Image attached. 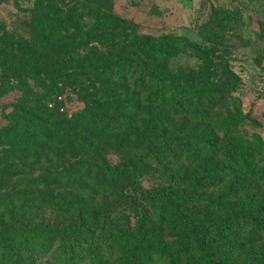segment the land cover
<instances>
[{"label": "trees", "instance_id": "1", "mask_svg": "<svg viewBox=\"0 0 264 264\" xmlns=\"http://www.w3.org/2000/svg\"><path fill=\"white\" fill-rule=\"evenodd\" d=\"M245 1L198 42L113 0H34L27 36L0 38L26 63L0 83V264H264V109L231 62L264 74V0Z\"/></svg>", "mask_w": 264, "mask_h": 264}, {"label": "rangeland", "instance_id": "2", "mask_svg": "<svg viewBox=\"0 0 264 264\" xmlns=\"http://www.w3.org/2000/svg\"><path fill=\"white\" fill-rule=\"evenodd\" d=\"M34 0H17V3L0 0V38L7 34H18L25 38L29 32L28 13ZM245 0H113L115 13L123 18L134 21L139 26V32L149 35L174 34L186 36L200 42L196 30L203 24L212 7L223 6L234 8L247 7ZM28 44L22 47L24 53L30 52ZM23 58V57H22ZM0 57V83H18L25 79V59ZM190 60V59H189ZM189 62L194 64L192 59ZM22 62V63H21ZM235 72L242 78V93L246 101H256L264 109V74L251 60L250 54L244 48H238L231 57ZM185 63H187L185 61ZM188 63V64H189ZM69 93V95H67ZM70 89L61 94L58 100L63 104V111L69 116L78 107V100ZM17 98L13 94L0 98V124L6 123L1 118V112Z\"/></svg>", "mask_w": 264, "mask_h": 264}]
</instances>
